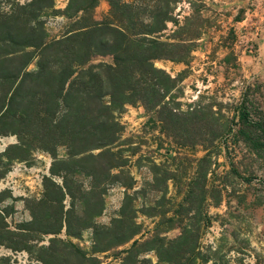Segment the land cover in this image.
<instances>
[{"label": "rangeland", "instance_id": "obj_1", "mask_svg": "<svg viewBox=\"0 0 264 264\" xmlns=\"http://www.w3.org/2000/svg\"><path fill=\"white\" fill-rule=\"evenodd\" d=\"M68 3L57 0L56 8L64 11ZM109 11V2L101 0L95 19L103 20ZM173 16L163 40L177 43L181 27L186 39L198 33L199 39L191 40L186 63L155 62L178 79L167 98L169 109L149 110L138 103L120 115L118 149L125 165L122 174L113 172L119 179L107 186L105 209L96 221L110 225L124 212L141 227L135 240L151 237L156 228L162 237L175 239L190 225L199 230L198 264H264V135L257 128L264 126V0H176ZM191 16L194 20L185 24ZM46 22L51 40L72 24L61 15ZM92 63L113 64V58L98 56ZM245 113L254 124L245 123ZM15 143V136H0V212L8 229L19 232L32 220L31 206L43 196L53 159L38 151L27 162L11 164L2 154ZM58 154L65 157L66 150ZM59 237L67 239L65 231ZM52 238L31 243L37 249ZM71 240L90 252L93 231ZM5 241L0 264H42L35 254L14 251ZM132 242L98 254L100 264H118L117 251ZM146 257L157 261L153 252Z\"/></svg>", "mask_w": 264, "mask_h": 264}, {"label": "trees", "instance_id": "obj_2", "mask_svg": "<svg viewBox=\"0 0 264 264\" xmlns=\"http://www.w3.org/2000/svg\"><path fill=\"white\" fill-rule=\"evenodd\" d=\"M56 1L0 0V136L17 138L2 157L11 164L27 162L40 151L53 159L43 196L31 206L32 220L14 232L0 212V246L8 238L9 248L35 254L42 264H100L98 254L133 241L117 251L118 264H198L196 227L185 225L175 239L156 228L151 237L135 240L141 227L124 212L110 225L96 219L105 209L107 186L125 165L118 149L120 115L138 103L149 110L171 107L167 98L178 79L155 62L186 63L199 33L186 39L181 27L177 43L163 40L168 23L175 21L176 0H107L110 11L101 21L95 19L101 0H69L64 11ZM60 15L72 20L71 27L51 40L46 19ZM193 20L186 17L185 24ZM98 56H111L113 64L92 63ZM243 118L252 123L247 113ZM257 128L264 135V126ZM87 230L93 231L90 252L71 240ZM63 231L67 239L59 237ZM50 235L48 245L36 249L31 243ZM152 252L156 262L146 257Z\"/></svg>", "mask_w": 264, "mask_h": 264}]
</instances>
